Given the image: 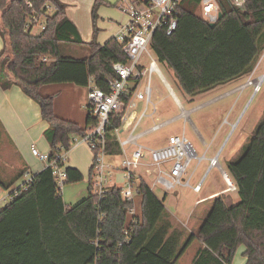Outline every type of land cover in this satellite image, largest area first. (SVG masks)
I'll return each instance as SVG.
<instances>
[{"label": "trees", "instance_id": "1", "mask_svg": "<svg viewBox=\"0 0 264 264\" xmlns=\"http://www.w3.org/2000/svg\"><path fill=\"white\" fill-rule=\"evenodd\" d=\"M202 2L183 0L176 31L168 36L159 29L151 47L191 98L251 75L264 52V0H248L244 10L230 0H216L222 19L215 27L196 14ZM106 3L94 1L93 23ZM66 9L60 0H0V36L5 42L0 88L19 86L40 106L53 156L70 151L74 138L91 133L98 118L88 112L84 126L60 118L55 110L59 93L45 97L42 90L64 84L87 88L94 77L107 92L109 81L118 78L113 65L128 61L114 39L101 45L95 36L85 43ZM42 20L45 29L33 35ZM64 46H78L87 54L67 56ZM119 127L120 115L111 116L106 130L109 157L122 155L115 133ZM93 170L87 198L74 206L64 203L51 170L34 174L30 189L0 210V264H178L194 242L199 248L192 264H234L241 247L246 264H264V120L242 156L227 163L240 201L228 205L222 196L215 197L195 233L185 235L174 227L166 197L160 200L142 178L137 182L138 215H130L136 203L116 186L99 197ZM67 172L68 185L84 180L76 168Z\"/></svg>", "mask_w": 264, "mask_h": 264}, {"label": "rangeland", "instance_id": "2", "mask_svg": "<svg viewBox=\"0 0 264 264\" xmlns=\"http://www.w3.org/2000/svg\"><path fill=\"white\" fill-rule=\"evenodd\" d=\"M60 1L67 6L66 14L78 27L85 43L92 42L96 36L97 43L105 45L118 33L119 24L122 23L124 25L127 22V19L117 8V3L120 0H106L107 3L98 11L96 23H93L92 18L95 0ZM52 9L55 11L54 7ZM196 14L204 19L202 4L196 9ZM45 22V20H42L41 24L34 28L33 35L42 33ZM64 50L65 55L77 58L87 54L85 50L78 46L73 48L64 46ZM153 58L157 61L162 76L181 106L177 104L162 78L158 74H154L152 77L153 104L156 106L157 113L152 118L144 119L137 133L154 124L166 122L168 124L161 130L141 139L139 143L147 148H153L161 144L159 141H164L167 138L169 140V136L175 134L183 135L185 132V136L194 146L198 157L191 161L185 176L186 180H189L192 176L191 187L179 186L170 193H166L160 185L154 186L157 174L147 154L142 162L143 165L137 172L145 175L147 183L160 200L166 197L165 206L169 215L171 217L177 215L178 220L185 225L182 226L177 221V218H172L170 221L176 229L188 235V233H195L198 230L211 205L209 202L198 206L196 202L209 193L220 192L228 188L224 176V174H228L227 163L238 160L242 156L244 147L253 138L258 126L264 120V80L258 92L254 91V86L243 88L250 78L252 80L256 79L257 82L258 78L264 76V52L261 54L259 62L251 75L219 86L194 98L184 93L172 69L167 65L161 64L155 56ZM61 86L67 85L54 87ZM84 94L85 91L83 90L76 95V98L65 93L59 96L55 100V103H59V112L67 117L72 112L76 116H85L88 111L85 110L87 103ZM154 105L150 106L148 115L153 114ZM138 106V111L142 113L145 109V103L139 102ZM2 107H0L1 113L9 114V112L13 111L4 110ZM15 107L20 110L22 106L18 107L15 104ZM183 113H187V121L182 116ZM16 121L17 119L14 117L13 122L15 123ZM20 126V124H17L14 131L13 128H6L2 120H0V183L3 184H0V210L12 201L11 198H7L5 201L2 198L7 197L13 190L24 183L22 173L28 171L21 163L17 152H20L25 163L33 162L26 150L29 139H32L31 132H26L21 136L20 133L24 131V128H20ZM7 130H11V132ZM128 135L129 133H125L121 138L126 139ZM131 152L130 149L129 155H131ZM212 157H218L220 168L211 167L210 160ZM93 158V153L87 145L72 146L69 162L71 164L76 163L82 168L85 176L82 182L64 186L62 198L66 205L74 206L87 198L90 186L88 169L92 165ZM200 158L202 159L201 162H199ZM122 160V155L107 158V163L114 168L113 177L116 179L117 186L120 189L124 188L126 183L125 173L122 170ZM164 168L168 169L169 167L166 166ZM148 170L152 173L149 176L146 174ZM197 184L202 185L200 193L194 191V187ZM8 186L11 187L4 188ZM234 195L239 202L240 197L238 194ZM140 202L141 199L137 196L136 205L134 206L137 213H140ZM186 222H188L187 226ZM198 248L199 243L194 242L178 264H191ZM241 259L240 255L238 258L236 257L234 264H241Z\"/></svg>", "mask_w": 264, "mask_h": 264}, {"label": "built area", "instance_id": "3", "mask_svg": "<svg viewBox=\"0 0 264 264\" xmlns=\"http://www.w3.org/2000/svg\"><path fill=\"white\" fill-rule=\"evenodd\" d=\"M182 1L120 0L117 3V8L127 17V22L121 25L113 39L121 45L128 61L113 65L118 78L109 81L110 88L107 92L95 84L94 77L90 78L86 109L98 118V126L85 137L74 138L73 145L86 144L92 151L94 156V193L99 197L110 188V180L114 171V168L107 163L108 155L106 152V130L113 115H120V127L115 129V133L123 153L122 170L125 173L126 183L122 191L125 193L123 195L126 200L135 202L138 195L137 182L140 179L137 178L136 172L143 165L142 162L146 158V154L150 157L151 165L155 167L157 174V180L154 182L155 187L160 185L166 193L174 191L179 186L191 187L192 176L189 180H186L185 176L191 161L198 155L192 143L185 136V132L183 135L172 137L167 145L153 148H147L140 144V140L161 130L168 122L154 124L137 133L142 121L146 118H152L157 113L156 106L153 104V75L158 74L169 88L157 61L153 58L156 55L151 47L154 35L159 29H165L168 36L176 31ZM230 1L240 10H244L248 2V0ZM202 13L208 23L217 24L219 22L221 12L216 0H203ZM38 23L39 26L41 22ZM44 29L45 25L42 30ZM263 80L264 76L258 78L257 82L256 79L250 78L243 88L254 86V91L258 92ZM139 102L145 103V109L142 113L138 111ZM151 105H154V112L152 115H148ZM184 118L187 121L186 115ZM123 129L129 131L126 139L121 138ZM128 149H133L131 155H129ZM30 150L32 156L43 165V171L51 170L57 189L62 195L68 180V153L70 151H62L53 156L51 153L40 151L36 144H31ZM146 151L147 153H145ZM201 160L200 158L199 162ZM210 164L212 168H220L218 157L211 158ZM166 166L169 168L165 169ZM147 174H150L149 170ZM23 177L24 183L7 197H3V201L7 198L13 199L20 192H26L30 189L34 174L26 171ZM227 184V192L237 190L233 182L227 181ZM201 190V184L194 187L196 193L201 192ZM129 213L131 216H135V208H131Z\"/></svg>", "mask_w": 264, "mask_h": 264}, {"label": "crops", "instance_id": "4", "mask_svg": "<svg viewBox=\"0 0 264 264\" xmlns=\"http://www.w3.org/2000/svg\"><path fill=\"white\" fill-rule=\"evenodd\" d=\"M122 15L127 19V17L123 13H122ZM121 25H122V23L119 24L120 27H121ZM4 46H5L4 39L0 36V53L3 50ZM64 85H67V86L54 87V86H57V85H54V86L46 87L42 90V95L46 97V96L53 95L55 93H59V96H61L62 94L65 93L66 95H70V96L76 98V95L84 90L85 91L84 96H86V103H87L88 87L87 88H81V87H77V86L69 85V84H64ZM169 90L172 93L173 97L175 98L177 104H179V106H181L178 99L176 98V96L172 92V89L170 88V86H169ZM15 104L18 105V107L22 106L20 108V110H18V108L15 107ZM1 106H3L2 108L4 110H13L12 112H9V114H4V113H1V108H0V120H2V122L6 126V128H9V129L13 128L15 131L17 124H20L21 125L20 128H24V131L22 133H20L21 136L26 132H31L32 139H29V141L27 143L28 145L26 144L27 145L26 150H27V153L29 154V156L32 158L33 162L32 163L31 162L25 163L22 160L20 152L18 153L15 149V151L17 152V154L19 156L21 163L23 164L24 167L27 168L28 171L32 172L33 174H37V173L42 172L43 171V165L32 156L31 150H30L31 144H36L40 151H42L44 153H50L51 152V145L45 136V133L49 128V125L45 121H43V119H42L40 106L32 98H30L24 92V90L22 88H20L19 86H14L9 90H3L2 88H0V107ZM58 109H59V103L57 102L55 104V110H56V114L60 118L75 122L81 126L85 125L87 117H88V113H86L85 116H76L75 113L72 112L70 114V116L67 117V116H64L63 114H61ZM85 110L88 111L87 109H85ZM186 114L187 113H183L182 116H184ZM14 117L17 119V121L15 123L13 122ZM26 118H28V120H26ZM7 131L11 132V130H7ZM125 133H129V131L123 129V132L121 133V137ZM43 134L45 137L43 136ZM174 136H176V134L173 136L172 135L169 136V140H168V138L166 139V140H168V142H166V140L159 141V142H161V144L154 146V147H162L164 145H167L170 142V140L172 139V137H174ZM80 145H86V144H80ZM129 151H130V149H128V152ZM131 151H133V149H131ZM70 152H71V150H70ZM70 152L68 153V168L69 167L76 168L83 174V176H85L82 168H80L76 163L71 164V162H69ZM108 158H109V156H108ZM39 166H40V168H39ZM92 167H93V162H92L91 167L88 169L89 179H90V173H91ZM34 170H35V172H34ZM136 174H137V178H142V179H144V181H146L145 175H142L138 172H136ZM150 174H152V173L150 172ZM150 174H147V175L149 176ZM224 176H225L226 182H227V178H229L233 182V180L229 177L228 174H224ZM146 183H147V181H146ZM109 186L110 187H113V186L118 187L116 179H114L113 176H112V179L110 180ZM121 189H123V188H121ZM226 190L227 189H224L223 191H220V192L209 193V194L201 197L196 202V204H198V206H201L205 203H209V202L211 203V201L215 197H218V196H222L228 205L237 204L238 201L235 198L234 194H238V192L237 191L227 192ZM123 193H124V191H123ZM136 200H137V196H136L135 202H136ZM138 214H139V212L138 213L136 212V215H138ZM172 218H177V215L172 216V217L169 215V219H172ZM177 221L180 224H182V226L185 225L181 221H179L178 218H177ZM187 225H188V222H186V226ZM244 250H245L244 247H241L237 253V258L239 255H240V257H242L241 264H246V262H247V259L243 256ZM191 264H192V262H191Z\"/></svg>", "mask_w": 264, "mask_h": 264}, {"label": "water", "instance_id": "5", "mask_svg": "<svg viewBox=\"0 0 264 264\" xmlns=\"http://www.w3.org/2000/svg\"><path fill=\"white\" fill-rule=\"evenodd\" d=\"M221 19H222V14H220V16H219V20H221ZM210 26H211V27H215L216 24H210Z\"/></svg>", "mask_w": 264, "mask_h": 264}, {"label": "bare ground", "instance_id": "6", "mask_svg": "<svg viewBox=\"0 0 264 264\" xmlns=\"http://www.w3.org/2000/svg\"><path fill=\"white\" fill-rule=\"evenodd\" d=\"M261 80H262V79H261ZM260 83H261V81H260ZM227 181L232 182L229 178H227Z\"/></svg>", "mask_w": 264, "mask_h": 264}]
</instances>
